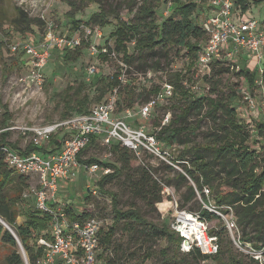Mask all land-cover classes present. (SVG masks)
<instances>
[{
    "label": "rangeland",
    "instance_id": "rangeland-1",
    "mask_svg": "<svg viewBox=\"0 0 264 264\" xmlns=\"http://www.w3.org/2000/svg\"><path fill=\"white\" fill-rule=\"evenodd\" d=\"M102 2L107 10L112 8L121 18H124V21L132 19L134 16V13L128 11L126 0H102ZM171 2L172 0H162L159 8L156 10L157 22L160 25L165 21L168 15ZM72 3H77L78 6L82 4L81 0H2L1 6L6 15L0 18V22L3 24V26H1L3 28H0V120H3L4 116H9L5 126L9 131L8 140L11 143H16L20 151H24L30 144L33 145L34 135L27 129L41 128L67 120L62 119L59 113H57V109H60L63 105V103L56 98L57 94L65 91L69 86H73L75 89L81 82H86L89 84L87 94L93 97L98 82L101 79L111 80L115 74L122 73L120 63L126 64L124 62L123 52L119 53V60L92 55L90 48L91 45L95 43V38H86V33L82 32V34H79V36L81 35L82 41V45L79 46V55L75 54L72 56V58H77L75 62H68L66 60L65 55L67 52L54 50L44 69L45 83L43 86L39 87L32 81L29 77V70L23 63L22 54L18 52L12 53L10 49L18 39H23L20 33L10 24V20L14 18L17 8L23 9L30 18H40L45 21L48 24V29H52L56 36L62 38L71 39L78 30H85L84 28H99L103 33V40L97 44L104 45L107 42V45L116 48L115 39H113L111 35L118 28L120 20L115 16H110L105 21L107 22L106 26L95 24L92 21V17L99 13L98 4L89 2L82 5L84 9L75 11L74 7L71 6ZM250 4L251 9L248 15L258 21H264V0L259 5H254L255 3L253 1H251ZM204 10L206 13L211 12L209 8H204ZM73 13L75 17L71 18ZM202 14L200 21L203 23L205 18L203 11ZM72 19L80 22L79 29L76 30L72 23ZM34 30L37 32L36 36L28 37L33 39L34 44L42 43L46 30L39 31L37 28ZM126 47L128 56H134L135 60L132 65L129 67L127 66V69L123 71L125 73L124 80H127V82L123 84L122 91L117 96L114 116L126 120L134 126L146 125L149 132L156 133L159 128L158 124L166 117L169 116V118L174 119L176 115L180 114V106L182 104L180 96L173 93L172 97L166 99L159 105L155 110V116L148 121L140 119V108L142 104L154 94L149 90L158 88L159 92H161L165 84H170L169 79L171 78V74L176 72L186 73L190 58L185 52H182L180 56L171 55L169 58H165L161 49H157L153 53L147 52L143 55H138L134 49V42L127 43ZM157 62H159V67L157 66ZM91 66H96L97 68V74L94 76L89 75L88 70ZM261 66L264 67V61ZM256 67L251 65L248 70L254 73L256 72ZM203 76L198 66H195L188 75L191 81L188 83L186 82L187 86L192 88L193 93L195 95L198 94L200 97L205 96L208 92L207 90L210 89V85L212 86L213 84H217L216 94L223 98L230 97L232 90H235L238 99L234 107L239 114V118L250 131V145L253 150L260 154L261 158H264V139L259 137L257 132V123L258 121L262 122L261 120L263 119H261L260 112L257 113L256 110H252L245 100L244 94V92L252 89L253 82L251 83L249 80H245L244 77L237 76L236 73L233 72L223 75L216 73L211 84L206 83V81L203 80ZM133 91L136 92L133 95V104L130 108L127 107V104L130 100L129 93ZM250 92H253V90H250ZM111 93L112 92H108L101 103L105 102ZM96 104H90L89 110ZM204 111L205 109L203 112ZM197 119L195 115H191L183 124L193 127ZM210 128L211 124L209 119H204L201 129L189 133L188 136L182 137L183 141L188 142L186 146L178 143L176 146L180 147L179 150L181 152L184 148H193L204 144L205 134ZM1 132L2 128L0 125V133ZM55 135H58L56 137L62 138L63 140L67 138V134L64 131H59L57 134L51 135V137ZM50 138L46 143H43L44 145L42 147L47 146ZM113 145V142L111 144H106L105 141L100 138L96 141L95 145L84 152L81 158L82 160L96 159L99 162L120 166V163L115 161V155L111 150ZM120 146L121 148L124 147L123 145ZM179 150H170L173 157L178 155ZM13 151L15 152V150ZM123 152L125 153V161L128 162L127 167L123 169L121 175L107 182L105 187L106 190L118 195L119 208L122 210H128L132 205H136L149 221L158 225L167 222L172 228L176 207H178L179 210L187 211H192L190 208H194L195 210L192 212H198L202 208H205L203 200H209L214 206V209L223 216H218V218H214L210 222L211 232H221V238L223 239L222 245L225 246L224 254L221 256V262L214 259L199 261L195 258L188 257L186 261L189 264H240L238 263L239 260L242 261V264H254L252 262L254 258L251 253L264 252V248L258 250L254 245H251L252 249L246 247L243 251L236 247L233 237L236 239L238 237L242 238V230L238 227L237 222V230L233 233H231L226 226V218L233 217L236 221L234 211L227 206L219 207L212 193H210V197L208 198L204 193V189L208 188L207 186H204L202 191H196V197L185 208H181L188 192L185 188L181 190L177 189L175 178L178 173H185L183 164H187V161L179 160L178 163H175V166H171L162 160H158L146 154L137 155L134 152H125L124 150ZM168 167H171L172 170L168 169ZM82 168L71 183L59 182L58 199L64 201L77 215H82V210L85 206L87 210L89 209L95 212V214H98V218L103 222V230L111 226L115 227V234L112 242L115 264H184L182 256L175 254V246L168 247L166 240L159 235L151 234L144 227L137 226L134 223L130 227L125 228V220L115 222L110 195L99 192L98 183L104 175H102L101 172H98L96 176L90 175L86 171H83ZM142 169L151 173L154 180L158 181V183L163 186L162 203L154 206L147 205L136 198L132 180L137 178L142 172ZM15 173L18 174L17 172ZM188 182V185L196 188L195 182L189 179ZM37 183L38 179L36 177H30L29 187L35 186ZM89 184L92 186L95 184L93 187L96 189L97 195H95L96 197H94V199H86L90 195L88 193L85 195L87 190L86 185ZM11 187L12 188H9L8 191L12 193L14 185ZM27 190L28 188L24 190L22 201L17 207V226L25 224L29 215L34 213V211L37 212L34 200L29 199L27 201L24 199V194ZM228 208L231 209H229L230 212L224 214L222 210ZM4 229L8 230L6 226H4ZM248 232L252 233V229ZM36 234L42 235V230L37 229ZM34 237L35 235L31 238L32 240L28 242L29 246H31L30 253L32 254L34 253L32 247L35 240ZM256 245L260 246V243H256ZM17 248L25 263V256L23 255L21 247L18 245ZM166 248H169V259H163L162 255H160V251ZM23 250L28 258V252L24 247ZM12 253L13 249L9 243L0 240V264H7V258Z\"/></svg>",
    "mask_w": 264,
    "mask_h": 264
},
{
    "label": "trees",
    "instance_id": "trees-1",
    "mask_svg": "<svg viewBox=\"0 0 264 264\" xmlns=\"http://www.w3.org/2000/svg\"><path fill=\"white\" fill-rule=\"evenodd\" d=\"M126 1L128 11L134 13L133 18L128 19V21H124V18H121L112 8L107 10L102 0H81V6H78L77 3H72L71 6L74 7L75 11H78V9H84L82 5L86 3L98 4L99 13L92 17V21L95 24L106 26L107 22L105 21L110 16H115L120 20L118 28L113 32L111 37L115 39L116 43V48H113L119 56L120 52L124 53V62L128 67L135 60L134 56H128L126 44L130 42H134V49L138 55H143L147 52L153 53L157 49H161L165 58H169L171 55L180 56L182 52L187 53V56L190 58L187 72L173 73L169 79L170 85L174 87L173 93L179 95L182 101L180 114L176 115L174 119L169 118V123L165 126H162L163 121H161L158 124L159 128L156 132L157 138L166 149L179 150L180 147L176 146L177 143L184 146L188 144V142L182 140L183 136H188L189 133L201 129L204 119H209L211 124L210 130L205 134L204 144L198 147L184 148L181 152L179 150L178 155L174 157L177 163L179 160L187 161V164H183L185 173H178L175 178L177 189L181 190L185 188L188 192L181 208H185L196 197V191H202L204 186H207L210 193L215 197L219 207L227 206L234 211L238 227L242 230L241 241L245 245H254L256 249L261 250L264 248V158H261L260 154L252 149L250 145V131L241 121L234 107L238 95L235 90H232L230 97H220L216 94L217 84H213L212 86L210 85V89L207 90L208 92L205 96L200 97L198 94L195 95L192 88L187 86V83L191 81L188 75L195 66L197 67L199 53L209 39L207 32L203 28V23L200 21L203 15L202 11L205 14L204 8L209 7L197 4L194 0H172L168 15L160 25L157 22L156 10L159 8L162 0ZM232 1L234 8L240 9L243 12L250 11L251 1L255 3L254 5H259L263 2V0ZM1 4L2 0H0V18L6 15ZM71 16V18H74V13ZM204 16L206 17V15ZM72 23L76 30L79 29V21L72 19ZM10 24H12L22 37H35L37 34L34 30L35 28L39 31H44L45 29L44 37L48 31V24L45 21L40 18H30L21 8L16 9V14L10 20ZM1 26H3L2 22H0V28H3ZM79 50L80 47L68 50L65 55L66 60L68 62H75L77 58H72V56L75 54L79 55ZM102 56L107 58L106 55ZM157 64L159 67V62ZM231 72L236 73L237 76L244 77L245 80H249L251 83L255 78V74L251 73L248 69L237 71L232 63L217 59L211 64L209 72L204 74L203 80L211 84L216 73L223 75ZM120 74L122 76L123 72ZM120 74H115L111 80L101 79L95 88L93 97L87 94L89 84L86 82H81L75 89L73 86H69L70 88L68 87V89L56 95V98L63 103L62 107L57 109V113H59L62 119L90 113V104H96V102L100 104L108 92H113L114 89H118V94L122 91L121 89L125 82L120 79ZM149 91H152L154 94L142 106L150 102L160 93L158 88H153ZM135 92L129 93L130 100L127 107H132ZM204 109L205 111L203 112ZM155 110L152 117L156 114ZM191 115H195L198 118L195 125L193 127L184 125V121ZM8 119L9 116H4L3 120H0L2 128V132L0 133V148L9 147L15 150V153L20 156H26L36 150H40L39 152L42 154H48L57 153L62 149L64 140L57 138L56 136L58 135H55L50 138L46 147L38 150L30 144L24 151H20L16 143H11L8 140L9 131L5 127ZM261 121L257 123V132L258 136L264 139V121ZM99 139V137L92 136L89 144L82 150L78 159L83 165L97 163L111 171L109 174L102 176L98 186L99 192H104L111 197L115 222L125 220V228L130 227L134 223L137 226L144 227L151 234L159 235L166 240L168 247L175 246V254L182 256L184 264H189L186 261L188 257L195 258L199 261L214 259L221 262V256H223L225 251V246L222 245L223 239L221 238V232H211L217 235L219 239L220 251L216 256H205L197 249L189 253H183L180 250V237L172 230L167 222L158 225L149 221L136 205H132L125 211L119 208L118 195L106 190L105 187L107 182L121 175L123 169L127 167L128 162L125 161V153L123 150L125 152L132 151L125 147H122V149L120 146L121 143H114L111 150L115 155V161L120 163V166L99 162L96 159L82 160L81 157L84 152L95 145ZM4 159V153L0 151V219L15 232L22 246L28 252L30 263L35 264L36 257L34 253H30L31 246H29L28 242L32 240L31 238L34 235H37V229L44 230L46 228L49 218L47 216H41L34 211V213L29 215L25 224L20 226L16 225V219L18 217L17 207L22 201L24 190L29 188L30 178L19 173L16 174L15 171L8 169ZM168 169L172 170L171 167H168ZM188 179L195 182L196 188L188 185ZM132 181L136 198L140 199L143 203L154 206L163 202V186L154 180L153 175L147 170L142 169V172ZM12 185H14V189L11 193L8 190L12 188ZM89 198L94 199L91 196L87 197V199ZM203 204L208 206L209 201L203 200ZM190 209L192 211L195 210L194 208ZM200 211L209 222L214 218H218L216 214L211 213L207 209L202 208ZM222 212L228 214L229 210H222ZM98 216V214L91 211L83 217ZM71 218L78 220V217H75V215H71ZM250 229H252V233L248 232ZM114 234L115 227L111 226L103 230L100 237L101 255L107 264H115L112 249ZM0 240L9 243L13 249V253L7 258V264H25L17 248L18 244L15 238L8 230L4 229L1 223ZM256 243H260V246H257ZM168 249L166 248L160 251L163 259H169ZM252 262L258 264V261L254 259ZM238 263L242 264V261L239 260Z\"/></svg>",
    "mask_w": 264,
    "mask_h": 264
},
{
    "label": "built area",
    "instance_id": "built-area-1",
    "mask_svg": "<svg viewBox=\"0 0 264 264\" xmlns=\"http://www.w3.org/2000/svg\"><path fill=\"white\" fill-rule=\"evenodd\" d=\"M194 2L208 6L212 11V14L205 12L206 17L203 22V28L209 39L199 53L197 66L200 72L203 75L208 73L211 64L217 59L232 63L237 71L248 69L250 64L256 67L257 64L252 89L244 94L249 106L252 110L259 111L264 121V67L261 66L264 61V21H258L248 15L249 11L235 9L232 0H194ZM84 29L78 30L71 39L56 36L52 29H48L42 43L34 44L32 38L23 37L10 49L12 53L23 54V63L29 70V77L39 87L45 83L44 69L53 51L67 52L79 47L82 45L81 35L79 36L82 32L86 33V38H95V43L90 48L92 55H106L112 60H119V55L113 46L97 44L103 40V33L99 28ZM238 58L245 59V68L238 64ZM120 65L122 72L127 69L126 64L120 63ZM88 71L90 76L97 74L96 66H91ZM124 78L123 72L120 79L126 82ZM173 92L174 87L165 84L156 97L141 106L140 119L150 120L154 110L172 97ZM117 96L118 89H114L105 102L96 104L88 114L75 115L61 123L41 128L27 129L34 135L33 146L36 149H41L51 135L64 131L67 138L63 142L62 149L57 153L42 154L36 150L26 156H20L9 147L0 148L4 153L8 169L38 179V183L29 187L24 194L25 200H34L39 215L49 218L42 235L34 237L32 247L36 257L35 264H107L101 255L102 220L98 217L84 218L85 214L91 212L86 206L82 210V215H77L64 201L58 199L59 182L71 183L82 166V170L90 175L96 176L98 172L107 175L111 172L97 163L82 165L79 162L78 156L89 144L92 136L103 139L106 144L121 143L137 155L146 154L171 166L177 163L172 152L163 146L156 133L148 131L146 125L134 126L114 116ZM168 123L169 116L163 120L162 126ZM93 186L86 185L85 195L88 193L89 196L96 197L97 191ZM204 193L208 198L210 197L208 188L204 189ZM204 207L211 213L222 216L210 202L208 206L204 204ZM71 215L78 217V220H73ZM226 226L231 233L237 230L233 217L226 218ZM172 230L181 239L180 250L183 253L197 249L203 255L213 257L220 251L218 236L211 233L210 222L201 211L179 210L176 207ZM233 240L239 250L251 248L245 245L240 237L237 239L233 237ZM251 254L259 264H264V252ZM25 264H31L27 256H25Z\"/></svg>",
    "mask_w": 264,
    "mask_h": 264
},
{
    "label": "water",
    "instance_id": "water-1",
    "mask_svg": "<svg viewBox=\"0 0 264 264\" xmlns=\"http://www.w3.org/2000/svg\"><path fill=\"white\" fill-rule=\"evenodd\" d=\"M2 224H3V223H2ZM3 225H4V224H3ZM4 226H5V225H4ZM8 231L12 234V236L15 238L17 244L21 247V250L23 251V255L26 256V255H25V252H24V250H23L22 244H21L19 238L17 237V235L15 234V232H14L10 227L8 228Z\"/></svg>",
    "mask_w": 264,
    "mask_h": 264
},
{
    "label": "crops",
    "instance_id": "crops-1",
    "mask_svg": "<svg viewBox=\"0 0 264 264\" xmlns=\"http://www.w3.org/2000/svg\"><path fill=\"white\" fill-rule=\"evenodd\" d=\"M210 13V12H209ZM211 14H212V11H211ZM22 58H23V54H22ZM239 60V63L238 64H240L241 66H243V68H245L246 67V64H245V59H242V58H238ZM252 64H250V66H251ZM248 67V66H247ZM249 68V67H248ZM249 87V86H248ZM257 113H259V111H257ZM260 116H261V113H260ZM263 117L261 116V119H262Z\"/></svg>",
    "mask_w": 264,
    "mask_h": 264
},
{
    "label": "bare ground",
    "instance_id": "bare-ground-1",
    "mask_svg": "<svg viewBox=\"0 0 264 264\" xmlns=\"http://www.w3.org/2000/svg\"><path fill=\"white\" fill-rule=\"evenodd\" d=\"M0 222L3 223L7 229L9 228V226L2 219H0Z\"/></svg>",
    "mask_w": 264,
    "mask_h": 264
}]
</instances>
